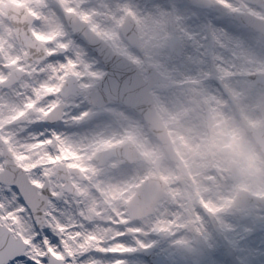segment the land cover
<instances>
[{
  "label": "rangeland",
  "instance_id": "374dc122",
  "mask_svg": "<svg viewBox=\"0 0 264 264\" xmlns=\"http://www.w3.org/2000/svg\"><path fill=\"white\" fill-rule=\"evenodd\" d=\"M9 1L26 4L37 17L33 31L40 40H46L48 52L64 46L72 53L71 56L67 55L73 63L62 66V60H50L49 57L40 64L26 60V49L16 39L6 16L5 5ZM41 1L0 0V82L15 67L25 71L21 81L14 86L7 89L0 87V127L3 139L14 153L17 163L29 172L31 178L39 179L48 175L53 187L56 186L54 173L59 163L79 167L84 173L83 178L73 177L80 196L65 194L52 204L55 210L54 229L61 238L72 222L83 224L82 231L93 228L92 231L102 237L65 238L71 253L76 256L74 261L77 264L78 256L89 248L107 246L126 249L133 245L139 247L140 242L157 244L159 250L172 257L195 258L206 246L212 245L218 236L240 226L247 215L264 212L258 204L246 206L241 211L239 208L233 209L231 200L236 198L240 189L264 195V156L258 148L257 151L244 148V143L253 140L248 135L240 141L242 130L238 125L239 118L252 126L264 122V87H252L247 77L252 72H264V38L260 34L255 35L250 30L236 34L232 37L234 55L226 56L223 65L213 66L215 75L229 78L228 84L225 82L231 91L229 96H235L241 104L242 116L239 115L237 120H229V106L232 103L225 107L227 109H220L224 98H221L220 93L216 94L217 88L212 87L213 84L180 88L173 96L166 94L165 97L172 104L169 114L176 110L179 115L191 111L186 118L179 119L176 125L170 124L175 148L190 172L184 176L180 167L166 156L160 143L130 109L121 105L98 109L86 101L87 93L97 84L89 68L90 64L95 63L96 57L89 55L84 45L74 38L65 15L71 11L83 18L87 13L89 19L94 17L95 22L91 25L97 28V24H100V7L97 3L96 6L90 5L95 0H43L44 5H41ZM87 3L89 7H86ZM147 3L148 0L131 3L132 14L142 38L141 51H131L119 30L115 39L117 50L138 64H155L164 79L171 78L170 72H175L177 80L196 81L194 76L200 73L201 68L206 70L207 66H212L211 62L197 64L195 68L192 65L180 68L170 64L167 59V40L171 36L179 37L186 27L182 17L191 14L190 10L185 8L178 12L165 6V3L174 4L175 0H157L154 7L146 6ZM229 3L238 9L237 12L246 11L264 18V5L245 0H229ZM218 11L221 15H229L225 9ZM232 18L236 21V14ZM106 28V32L114 31L113 25ZM74 59L81 60V67L77 70ZM230 65L232 70H229ZM68 69L76 73L82 90L78 97L72 98L73 105H70L72 100H63L57 92L58 79L64 77ZM193 91L201 94L197 96ZM188 97L195 98L201 108L191 106L186 109ZM62 101L66 105V117L63 116L65 122L58 128H52L44 117ZM202 107L215 111L219 124L212 126L213 131L205 129L202 122L201 126L195 123L196 119L202 120ZM18 117L22 121L14 124L13 120ZM39 125L47 126L40 128ZM127 141L134 142L143 152L144 158L140 162L124 165L120 159L112 158L106 165H98L95 155L99 151L114 147L112 144L116 142L120 146ZM160 155L165 158L160 175L169 184L167 195L149 219L136 225L126 224L125 199L130 187L146 175L155 174L151 163ZM5 163L6 160L0 154V170ZM233 165L239 172L238 177L230 173ZM117 166H122L125 171L122 181L128 186L126 194L120 192L122 187H113L107 180L109 176L119 178ZM117 197L120 200L114 204L112 202L113 205L108 204L109 198ZM96 222L102 225L94 226ZM121 224L124 225L121 227ZM20 228L28 231V226L23 222ZM124 231L128 237L117 236ZM160 231L164 232V237L158 236ZM119 239L127 240L120 244ZM33 251L37 254L40 252L37 246ZM90 259L94 264H105L102 257Z\"/></svg>",
  "mask_w": 264,
  "mask_h": 264
},
{
  "label": "snow or ice",
  "instance_id": "6c2138e0",
  "mask_svg": "<svg viewBox=\"0 0 264 264\" xmlns=\"http://www.w3.org/2000/svg\"><path fill=\"white\" fill-rule=\"evenodd\" d=\"M156 2L148 0L146 6L154 7ZM165 6L178 12L187 8L191 13L182 17L186 27L178 37L176 49L167 54L170 64L180 68L188 65L195 68L209 62L223 65L226 56L234 55L232 37L240 32V26L232 18L238 9L229 0H175L174 4L165 3ZM219 9H225L229 15H221ZM83 19L89 20V14H84ZM79 43L89 55L96 57L89 68L97 81L101 100L107 96L110 102H115L143 94L148 81L143 74L132 70L138 67L135 61L105 59L85 35L79 37ZM49 59L62 60V66L73 63L65 53L53 52ZM200 75L210 85L217 83L218 77L203 68ZM55 200L52 190L38 179L17 173L0 177V264H53V261L68 264L72 257H64L61 236L54 229ZM22 222L28 231L20 228ZM37 245L42 249L38 254L33 251ZM91 257H112L110 264H264V212L247 215L240 226L218 236L195 258L172 257L159 250V245L144 242L123 252L109 248L86 251L78 256V264H94Z\"/></svg>",
  "mask_w": 264,
  "mask_h": 264
},
{
  "label": "water",
  "instance_id": "95a60500",
  "mask_svg": "<svg viewBox=\"0 0 264 264\" xmlns=\"http://www.w3.org/2000/svg\"><path fill=\"white\" fill-rule=\"evenodd\" d=\"M199 1H201V0H197V2H199ZM8 13L12 17L13 24L16 26L17 34H18L19 38L23 41L24 44H26V46H28L31 49L32 55H39V59H41V57L43 55V45L41 43L37 42V40L35 39V36L31 32V25H32V22L34 20V17L28 12V10L25 6L16 7V6L10 4L8 6ZM246 22L248 25L256 27L264 33V22L263 21H259V20L254 19L253 17H250L246 20ZM76 31L80 36L83 35L80 27L77 28ZM125 35L128 36L129 38L133 35H137L135 25H132L131 28L126 27ZM99 43H102V42L97 40L96 44H94V46L98 47ZM114 58H116L115 59L116 62H123L125 59L122 56H114ZM108 59H111V57H109ZM113 62H115V61H113ZM136 71H138V70L136 69ZM20 73L21 72H19L18 75ZM155 74H156V76L158 75V73H156V72H155ZM258 83H261L264 85V75L254 76V85H256ZM146 92H147V88H146ZM90 97L99 106H103L106 103L110 102L109 98L107 96H105L104 99L101 100L100 90L97 93L94 92ZM140 97H134V98H130V99H121V100L125 101L126 103H128V102L137 103ZM118 101H120V100H118ZM58 111L61 115V113L63 111V107L62 106L59 107ZM252 132H253V135L256 138V140L260 143V145L264 149V127L260 130H252ZM157 133L163 139V141H167L165 130L162 129L160 132H157ZM129 145L131 146V144H129ZM130 146L128 148L129 151H126L123 149L111 150V151L105 152L104 154H99L97 156V159L99 160V162L101 164H105L106 161L112 155L116 154L118 156H122L124 158L125 162L134 161L135 159H137L138 154L136 152L132 151ZM171 155H173V156L175 155L173 153V151H171ZM158 166H159V162L156 164V168H158ZM165 187H166V183L157 177L151 178L146 183L145 188L148 192V195L150 196V199H148V201L146 202V207H145V209L148 212L153 211L154 206L157 203V201L160 199V197L163 193V189ZM251 201H259V202L264 203V199H258V198H253V197L250 200L241 201L240 203L242 205H244V204L250 203ZM136 206H139V205H136ZM129 207H130L131 211L139 210L138 207L133 208L132 205H130Z\"/></svg>",
  "mask_w": 264,
  "mask_h": 264
},
{
  "label": "bare ground",
  "instance_id": "6f19581e",
  "mask_svg": "<svg viewBox=\"0 0 264 264\" xmlns=\"http://www.w3.org/2000/svg\"><path fill=\"white\" fill-rule=\"evenodd\" d=\"M241 33V31L239 32ZM237 33V34H239ZM62 82V80H60V83ZM72 100V99H71ZM74 101H72V103L70 105H73ZM75 104V103H74ZM40 111V110H39ZM248 111H250V109L248 108ZM76 134V133H75ZM105 139L107 137H104ZM244 148H247V149H251V150H256V145L254 143H252L251 141L247 142V143H244ZM117 169V173L119 174V178L118 177H115L116 180H114L115 178L114 177H107V180L109 183H111V185L113 187H122L120 192L122 194H126L127 193V190L126 188L128 187L126 182L122 181V177L125 173L124 169L122 166H117L115 167ZM118 194V193H117ZM110 202L108 204L110 205H113L114 202H117V200H120V199H113V198H109L108 199ZM232 200V199H231ZM113 202V204H112ZM233 209H237L239 208L240 211L241 210H245L246 207L244 208H240V207H237L235 204H234V201H233V205H232ZM239 217V216H238ZM130 222V221H128ZM93 225H101V223H94ZM124 224H121V227L123 226ZM83 227V224L79 223V222H72L71 223V227L69 229H67L65 231V233L62 234V237L63 238H102L100 236H98L97 234H99L98 232H93L92 230L93 229H84L83 231L81 230V228ZM122 233H119V236H121ZM127 236V235H126ZM105 237V236H103Z\"/></svg>",
  "mask_w": 264,
  "mask_h": 264
},
{
  "label": "flooded vegetation",
  "instance_id": "af4514ba",
  "mask_svg": "<svg viewBox=\"0 0 264 264\" xmlns=\"http://www.w3.org/2000/svg\"><path fill=\"white\" fill-rule=\"evenodd\" d=\"M103 16L108 17V15H103ZM218 85L221 87V82H218ZM171 88H173V86H170V89H171ZM222 92L224 93V90H223V89H222ZM225 92L228 93L227 90H225ZM160 105H163V104L161 103ZM213 122H214V117H213ZM212 124H213V123H212ZM63 246H64V244H63ZM63 255H64V257H66V255H67V253H65V250H63Z\"/></svg>",
  "mask_w": 264,
  "mask_h": 264
}]
</instances>
